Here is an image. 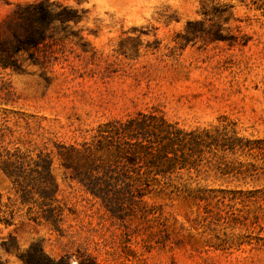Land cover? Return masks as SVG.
<instances>
[{
  "label": "rangeland",
  "instance_id": "rangeland-1",
  "mask_svg": "<svg viewBox=\"0 0 264 264\" xmlns=\"http://www.w3.org/2000/svg\"><path fill=\"white\" fill-rule=\"evenodd\" d=\"M26 1L0 0V19ZM54 1L73 16L53 22L46 63L0 68V264H23L20 255L40 246L55 259L71 254L69 264L87 254L98 264H264V159L243 179L161 180L115 217L68 176L60 154L98 124L151 107L184 128L225 115L264 148V0ZM46 152L60 231L32 219L40 208L20 202L6 170L15 154ZM203 192L216 197H192Z\"/></svg>",
  "mask_w": 264,
  "mask_h": 264
},
{
  "label": "trees",
  "instance_id": "trees-1",
  "mask_svg": "<svg viewBox=\"0 0 264 264\" xmlns=\"http://www.w3.org/2000/svg\"><path fill=\"white\" fill-rule=\"evenodd\" d=\"M71 11L54 0L15 3L0 19V68L22 71L25 64L46 63L41 50L51 39L53 22L72 18ZM236 126V121L220 115L217 123L184 128L151 107L125 120L98 124L92 139L82 142L81 148L70 146L65 154H60L64 156L62 163L71 168L68 176L99 198L112 216L121 217L125 203L142 202L161 180L167 183L211 172L241 179L253 175L258 168L256 161L264 159L262 142L237 135ZM228 155H242L253 161H227ZM52 162L48 152L37 154L36 159L15 154L13 160L6 162V170L13 178L20 202L40 208L32 219L41 217L52 229L60 231L62 210L52 205L57 201L58 190ZM25 170L35 173V183L30 187L24 182ZM35 194L37 197L33 198ZM192 197L209 202L216 195L203 192ZM39 250L36 256L30 250L21 254L23 264H69L71 254L55 259L44 254L41 246ZM78 262L98 264L88 254L81 255Z\"/></svg>",
  "mask_w": 264,
  "mask_h": 264
}]
</instances>
